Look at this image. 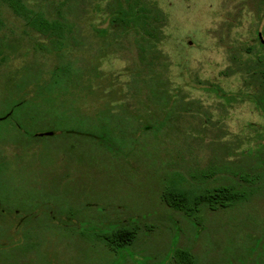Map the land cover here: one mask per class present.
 Segmentation results:
<instances>
[{"label":"rangeland","instance_id":"1","mask_svg":"<svg viewBox=\"0 0 264 264\" xmlns=\"http://www.w3.org/2000/svg\"><path fill=\"white\" fill-rule=\"evenodd\" d=\"M151 1L166 16L160 72L182 95L168 104H152L155 79L132 34L113 44L105 1L82 2L74 16V1L23 0L26 14L49 21L57 8L60 22L84 15L70 46L56 49L55 31L0 0V209L19 210L0 226V264H175L179 248L195 264H264V169L248 154L264 149V114L205 89L238 87L221 71L264 40V0ZM31 114L38 132H69L31 138ZM98 134L104 141L85 137ZM227 186L245 197L226 208L182 210L163 197ZM36 203L51 211L47 226L31 218ZM120 228L135 239L110 248L105 235Z\"/></svg>","mask_w":264,"mask_h":264},{"label":"trees","instance_id":"2","mask_svg":"<svg viewBox=\"0 0 264 264\" xmlns=\"http://www.w3.org/2000/svg\"><path fill=\"white\" fill-rule=\"evenodd\" d=\"M6 2L14 11L15 14L19 16H24L32 27L40 30L55 31L53 36V42L56 44L55 48L58 49L60 44H66L70 46L68 39L75 33H79L80 30V20L83 18V14H79L74 19H65L60 22L59 18L64 17L59 8L56 9V17L49 21L47 18L43 17L40 13H33L32 16L26 14V6L23 0H1ZM69 2L74 1L70 13L73 12L74 16L80 10V5L85 2L87 8L97 5L101 1H105V10L108 17L109 25L116 26V31L112 36L114 40V45H123V40L129 38L132 34L130 40L136 44L143 54L140 53L141 59L148 62L150 67V72L148 73V79H155L156 87L153 90V96L155 100L152 102L158 104L159 99L163 100L164 104H168L169 101L176 102L177 96H182L176 93L174 89L169 88L166 84V80L163 77V73L160 69L166 68L169 63L167 62L166 55L157 47V43L163 38V28L166 24V16L157 7V5L151 0H68ZM96 2V3H95ZM98 7V6H97ZM104 10V11H105ZM65 18V17H64ZM2 26V20L0 18V28ZM93 28V25H92ZM108 28V25H107ZM106 28V29H107ZM97 29V28H96ZM106 29L98 28L96 33L99 32L101 36H105ZM103 32V33H102ZM262 33L264 34V28ZM129 34V35H128ZM66 43H63V42ZM69 59L74 61L68 55ZM229 66L221 71V74L226 77L238 76L239 85L234 91L225 90L217 83H211L210 86H206V91L214 92L215 96L225 100L228 104L233 102H243L249 101L254 105L256 110L261 111L264 114V44L259 43L254 49L240 51L236 55H231L229 57ZM73 66V65H72ZM153 66L156 70H153ZM61 67H54V77L52 82L58 81V77L55 75L58 71H61ZM150 93V92H148ZM147 96V95H146ZM174 103H172L173 105ZM40 112V111H39ZM37 111V113H39ZM44 112V111H42ZM39 114H31L25 117L26 124L32 129H28L26 135L31 138H38L44 136H56L62 135L63 133H68L69 131H58L51 130L52 134H44L47 131H40L38 128V116ZM106 126V122L102 123ZM36 126V127H35ZM105 134H98V136H85L86 138H91V140H101L104 141ZM247 150H244L245 152ZM248 152V151H247ZM255 153L258 161L262 164L264 169V149L262 147H257L256 152L251 150L248 154ZM166 189V188H165ZM163 197L174 208H182V210L192 211V206L198 209V206L208 205L212 210L216 208H226L238 201L244 199V193L237 192L233 187H219L212 190H206L205 192L189 195L184 191H176L173 189H166L163 193ZM184 205V206H183ZM136 231L135 229L120 228L117 229L113 234L105 235V239L110 248H121L125 245L130 244L135 239ZM173 259L175 264H195V259L190 250L186 249H175L173 252Z\"/></svg>","mask_w":264,"mask_h":264},{"label":"flooded vegetation","instance_id":"3","mask_svg":"<svg viewBox=\"0 0 264 264\" xmlns=\"http://www.w3.org/2000/svg\"><path fill=\"white\" fill-rule=\"evenodd\" d=\"M48 96V95H47ZM49 96H55V95H49ZM65 96H67V95H65ZM38 206H40V204H38V203H36L35 204V208L34 209H29V212H31V214H32V216H31V218L32 219H35L37 216H42V221H41V225L42 226H47L49 223L47 222V220H48V218H50V215H51V211L50 210H46L47 212H49V214H45V213H43L42 215H41V213H39V212H37L38 211ZM47 208V207H46ZM45 208V209H46ZM44 209V210H45ZM10 212H14V213H16V212H19V210L18 209H13V211H11L10 210ZM9 211H6L4 208H1L0 209V213H4V215H0V226L3 224V222L4 221H6V215H8L9 213H10ZM10 217L12 218L13 216H9V219H10ZM35 217V218H34ZM26 219V218H25ZM44 220H45V222H44ZM24 223L25 222H23V225L22 226H24ZM34 229V228H33Z\"/></svg>","mask_w":264,"mask_h":264},{"label":"water","instance_id":"4","mask_svg":"<svg viewBox=\"0 0 264 264\" xmlns=\"http://www.w3.org/2000/svg\"><path fill=\"white\" fill-rule=\"evenodd\" d=\"M259 37L261 39V42L264 43V40L261 38V35L260 34H259ZM44 134L50 135V134H52V132L51 131H48V132H45Z\"/></svg>","mask_w":264,"mask_h":264}]
</instances>
